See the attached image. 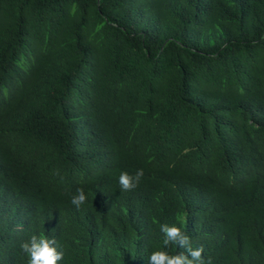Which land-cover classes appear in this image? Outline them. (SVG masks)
<instances>
[{"label":"trees","instance_id":"obj_1","mask_svg":"<svg viewBox=\"0 0 264 264\" xmlns=\"http://www.w3.org/2000/svg\"><path fill=\"white\" fill-rule=\"evenodd\" d=\"M163 224L264 264V0H0V264H148Z\"/></svg>","mask_w":264,"mask_h":264},{"label":"clouds","instance_id":"obj_2","mask_svg":"<svg viewBox=\"0 0 264 264\" xmlns=\"http://www.w3.org/2000/svg\"><path fill=\"white\" fill-rule=\"evenodd\" d=\"M142 176V169L136 172L135 177L127 172H121L119 176L121 189L127 191L136 187ZM86 200L87 196L84 189L80 188L77 189L71 202L79 207ZM160 230L164 233L163 244L165 247L170 244H177L185 251L171 255L165 250H155L148 257V264H212L211 257L207 261L202 258L203 246L194 249L190 237L180 227L163 224L160 226ZM56 243L55 238L49 239L44 235L39 237L34 235L30 241L22 243L21 247L30 257L29 264H57V261L63 258V252L57 251V248L53 246Z\"/></svg>","mask_w":264,"mask_h":264}]
</instances>
